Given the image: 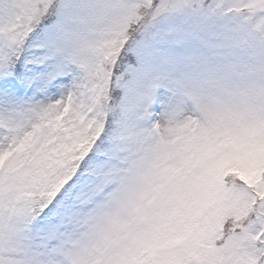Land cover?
Instances as JSON below:
<instances>
[{"label":"snow or ice","instance_id":"snow-or-ice-1","mask_svg":"<svg viewBox=\"0 0 264 264\" xmlns=\"http://www.w3.org/2000/svg\"><path fill=\"white\" fill-rule=\"evenodd\" d=\"M0 264H264V0H0Z\"/></svg>","mask_w":264,"mask_h":264}]
</instances>
